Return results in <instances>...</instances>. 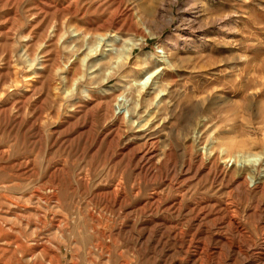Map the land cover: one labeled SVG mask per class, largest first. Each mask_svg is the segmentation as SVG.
Wrapping results in <instances>:
<instances>
[{"label": "rangeland", "instance_id": "obj_1", "mask_svg": "<svg viewBox=\"0 0 264 264\" xmlns=\"http://www.w3.org/2000/svg\"><path fill=\"white\" fill-rule=\"evenodd\" d=\"M0 264H264V0H0Z\"/></svg>", "mask_w": 264, "mask_h": 264}]
</instances>
